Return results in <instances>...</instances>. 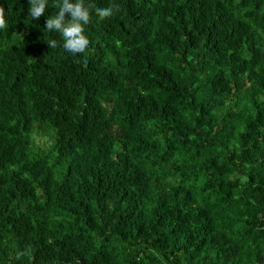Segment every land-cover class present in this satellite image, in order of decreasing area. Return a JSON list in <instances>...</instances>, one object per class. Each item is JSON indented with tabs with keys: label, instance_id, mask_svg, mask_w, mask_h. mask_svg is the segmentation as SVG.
Here are the masks:
<instances>
[{
	"label": "trees",
	"instance_id": "obj_1",
	"mask_svg": "<svg viewBox=\"0 0 264 264\" xmlns=\"http://www.w3.org/2000/svg\"><path fill=\"white\" fill-rule=\"evenodd\" d=\"M86 3L0 0V264H264V0Z\"/></svg>",
	"mask_w": 264,
	"mask_h": 264
},
{
	"label": "clouds",
	"instance_id": "obj_2",
	"mask_svg": "<svg viewBox=\"0 0 264 264\" xmlns=\"http://www.w3.org/2000/svg\"><path fill=\"white\" fill-rule=\"evenodd\" d=\"M29 18H37L48 9H54L45 21L43 31L56 33L60 37L59 47L68 55L76 57L89 47V40L85 35V26L89 24L92 12L86 0H28ZM114 5L97 7L95 14L108 16L112 14ZM8 13L0 4V28L9 21ZM51 47L56 46V40H46Z\"/></svg>",
	"mask_w": 264,
	"mask_h": 264
}]
</instances>
